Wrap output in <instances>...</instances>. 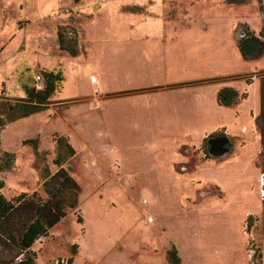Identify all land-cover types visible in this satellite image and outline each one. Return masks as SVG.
Masks as SVG:
<instances>
[{"label": "rangeland", "instance_id": "rangeland-1", "mask_svg": "<svg viewBox=\"0 0 264 264\" xmlns=\"http://www.w3.org/2000/svg\"><path fill=\"white\" fill-rule=\"evenodd\" d=\"M246 27L264 40V0H0V94L64 77L49 108L0 130V164L16 159L3 194L47 199L61 167L81 186L28 254L0 243V258L171 264L176 248L181 264H264V52L242 54ZM221 134L232 149L214 157Z\"/></svg>", "mask_w": 264, "mask_h": 264}, {"label": "trees", "instance_id": "trees-1", "mask_svg": "<svg viewBox=\"0 0 264 264\" xmlns=\"http://www.w3.org/2000/svg\"><path fill=\"white\" fill-rule=\"evenodd\" d=\"M58 36L60 45L64 49L66 43L63 35L59 33ZM237 45L245 58L264 52V40L248 27L238 40ZM65 49L71 55H77V50L73 45ZM43 77L44 87L38 89L35 84L28 87L25 97H12L4 92L0 94V130L11 122L28 117L47 107L64 77L59 71H43ZM262 84L261 96L264 106V80H262ZM240 97L238 91L233 88L226 87L219 91V101L224 105H232ZM258 123L264 138V114L261 113ZM65 140L64 137L59 138V147L62 148L65 143L70 155H74L75 148ZM23 144L31 146L35 154L39 155V138L26 139ZM6 155L9 158L5 161L6 163L2 161L0 170L13 168L16 160L15 153L7 151ZM56 161L57 163L63 162V156L59 154ZM43 185L48 194L47 199L26 197V194H21L15 199H7L3 194L5 181L0 178V243L6 248H16L18 255L28 254L38 239L47 236L49 231L67 216L69 208L78 206L81 186L64 167L54 174L49 173ZM168 257L171 264H181V258L176 248L169 251ZM13 260L0 258V264L33 263V258L29 256L18 263H14Z\"/></svg>", "mask_w": 264, "mask_h": 264}, {"label": "water", "instance_id": "water-1", "mask_svg": "<svg viewBox=\"0 0 264 264\" xmlns=\"http://www.w3.org/2000/svg\"><path fill=\"white\" fill-rule=\"evenodd\" d=\"M230 141L226 135L213 136L208 139V150L214 157H221L230 152L231 146L226 147L227 142Z\"/></svg>", "mask_w": 264, "mask_h": 264}, {"label": "built area", "instance_id": "built-area-1", "mask_svg": "<svg viewBox=\"0 0 264 264\" xmlns=\"http://www.w3.org/2000/svg\"><path fill=\"white\" fill-rule=\"evenodd\" d=\"M36 78V83H35V86L38 88V89H42L44 87V82L42 80V76L40 75H37L35 76ZM21 258V257H19ZM60 264H63V263H60ZM65 264H67V262H65Z\"/></svg>", "mask_w": 264, "mask_h": 264}, {"label": "crops", "instance_id": "crops-1", "mask_svg": "<svg viewBox=\"0 0 264 264\" xmlns=\"http://www.w3.org/2000/svg\"><path fill=\"white\" fill-rule=\"evenodd\" d=\"M59 44H60V42H59ZM45 71H54V68H52L51 70H45ZM31 86H33V85H24V88H25V96H26V90H27V88H28V87H31ZM12 97H16V96H12ZM49 104H50V103H49ZM49 104L47 105L46 108H49ZM29 139H31V138H29ZM100 167H101V166H100ZM100 167H99L98 169H100ZM101 168H102V167H101ZM100 170H101V169H100ZM67 215H68V214H67ZM64 218H65V217H64ZM61 221H62V220H61ZM61 221H60V222H61ZM60 222H59V223H60ZM59 223H58V224H59ZM58 224H56V225H58ZM56 225H55V226H56ZM55 226H54V227H55ZM54 227H53V228H54ZM33 246H34V245H33Z\"/></svg>", "mask_w": 264, "mask_h": 264}, {"label": "flooded vegetation", "instance_id": "flooded-vegetation-1", "mask_svg": "<svg viewBox=\"0 0 264 264\" xmlns=\"http://www.w3.org/2000/svg\"><path fill=\"white\" fill-rule=\"evenodd\" d=\"M223 135V134H221ZM226 147H230L231 146V141H228L227 144L225 145ZM231 149H232V146H231Z\"/></svg>", "mask_w": 264, "mask_h": 264}]
</instances>
